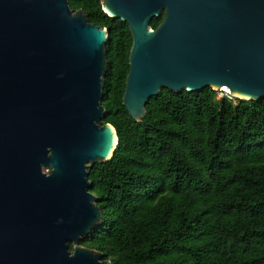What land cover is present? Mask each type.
<instances>
[{"label":"water","instance_id":"95a60500","mask_svg":"<svg viewBox=\"0 0 264 264\" xmlns=\"http://www.w3.org/2000/svg\"><path fill=\"white\" fill-rule=\"evenodd\" d=\"M67 1L0 0V264H111L79 246L102 217L88 171L118 142L102 124L109 32ZM100 3L132 37L133 120L161 89L264 98V0Z\"/></svg>","mask_w":264,"mask_h":264},{"label":"trees","instance_id":"16d2710c","mask_svg":"<svg viewBox=\"0 0 264 264\" xmlns=\"http://www.w3.org/2000/svg\"><path fill=\"white\" fill-rule=\"evenodd\" d=\"M67 3L109 32L102 124L118 140L112 158L88 171L102 217L79 246L111 264H264V98L161 89L135 121L122 105L127 23L100 0Z\"/></svg>","mask_w":264,"mask_h":264},{"label":"built area","instance_id":"2783aa9c","mask_svg":"<svg viewBox=\"0 0 264 264\" xmlns=\"http://www.w3.org/2000/svg\"><path fill=\"white\" fill-rule=\"evenodd\" d=\"M223 88H225L224 90H222V88L219 90V91H217L218 92V98H227V99H232V98H234L232 95H231V93H230V91H229V89L227 88V87H223Z\"/></svg>","mask_w":264,"mask_h":264},{"label":"bare ground","instance_id":"6f19581e","mask_svg":"<svg viewBox=\"0 0 264 264\" xmlns=\"http://www.w3.org/2000/svg\"><path fill=\"white\" fill-rule=\"evenodd\" d=\"M225 88H222V90H224Z\"/></svg>","mask_w":264,"mask_h":264},{"label":"rangeland","instance_id":"374dc122","mask_svg":"<svg viewBox=\"0 0 264 264\" xmlns=\"http://www.w3.org/2000/svg\"><path fill=\"white\" fill-rule=\"evenodd\" d=\"M217 94H218V92H217ZM218 96V95H217Z\"/></svg>","mask_w":264,"mask_h":264}]
</instances>
